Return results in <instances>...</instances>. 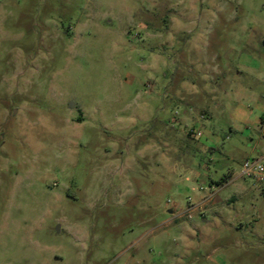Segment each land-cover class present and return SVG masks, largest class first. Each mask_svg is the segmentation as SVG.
<instances>
[{
    "label": "rangeland",
    "instance_id": "374dc122",
    "mask_svg": "<svg viewBox=\"0 0 264 264\" xmlns=\"http://www.w3.org/2000/svg\"><path fill=\"white\" fill-rule=\"evenodd\" d=\"M239 72L264 0H0V264H264Z\"/></svg>",
    "mask_w": 264,
    "mask_h": 264
},
{
    "label": "crops",
    "instance_id": "0c3cea01",
    "mask_svg": "<svg viewBox=\"0 0 264 264\" xmlns=\"http://www.w3.org/2000/svg\"><path fill=\"white\" fill-rule=\"evenodd\" d=\"M242 75H249V77H253L257 84L264 83V75L262 73L258 72H239ZM213 75H221L225 80L229 78L228 72H212ZM240 90L236 93H233V96H242L243 98L246 97L249 100H252V104L254 108H251L248 110H239V115L240 118L243 120L244 124L248 126H253L254 128H259V127H264V100L259 99L258 97H254L256 93L252 91L251 88H248L246 86H240ZM251 89V90H250ZM239 98L235 97L234 99ZM189 115V114H188ZM187 115V116H188ZM241 175V174H240ZM226 181L221 185H227L228 184V179H225ZM210 200L209 199H203L201 201V205L203 203H208ZM205 203V204H206ZM177 204L173 205V210L171 211L172 213L177 212Z\"/></svg>",
    "mask_w": 264,
    "mask_h": 264
},
{
    "label": "built area",
    "instance_id": "2783aa9c",
    "mask_svg": "<svg viewBox=\"0 0 264 264\" xmlns=\"http://www.w3.org/2000/svg\"><path fill=\"white\" fill-rule=\"evenodd\" d=\"M201 118H203V116ZM189 134L200 136V133L194 130H190ZM241 176L254 177L257 181H262L264 179V164H262L260 160L244 161Z\"/></svg>",
    "mask_w": 264,
    "mask_h": 264
},
{
    "label": "trees",
    "instance_id": "16d2710c",
    "mask_svg": "<svg viewBox=\"0 0 264 264\" xmlns=\"http://www.w3.org/2000/svg\"><path fill=\"white\" fill-rule=\"evenodd\" d=\"M225 181H226L225 179L221 180V184H223Z\"/></svg>",
    "mask_w": 264,
    "mask_h": 264
}]
</instances>
